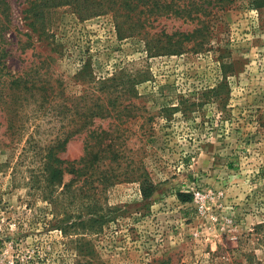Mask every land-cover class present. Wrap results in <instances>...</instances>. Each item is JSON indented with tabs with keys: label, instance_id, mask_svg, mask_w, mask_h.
I'll use <instances>...</instances> for the list:
<instances>
[{
	"label": "rangeland",
	"instance_id": "obj_1",
	"mask_svg": "<svg viewBox=\"0 0 264 264\" xmlns=\"http://www.w3.org/2000/svg\"><path fill=\"white\" fill-rule=\"evenodd\" d=\"M6 1L2 79L44 84L35 94L59 104L103 98L102 79L134 74L122 98L136 117H95L91 128L122 132L117 143L135 151L157 190L146 199L139 181H125L89 198L83 179L64 188L70 174L49 185L42 162L62 116L26 103L14 133L0 105V264H264V0H199L204 21L162 16L134 35L106 8ZM87 134L58 155L79 160ZM97 198L102 231L77 224L65 234L60 227L90 218ZM81 232L87 255L74 241Z\"/></svg>",
	"mask_w": 264,
	"mask_h": 264
},
{
	"label": "trees",
	"instance_id": "obj_2",
	"mask_svg": "<svg viewBox=\"0 0 264 264\" xmlns=\"http://www.w3.org/2000/svg\"><path fill=\"white\" fill-rule=\"evenodd\" d=\"M39 1V0H37ZM36 1V2H37ZM41 4L59 5L61 3L72 5L78 12L91 8L93 13H97L102 9L112 11L115 14L119 29L125 28L130 31V35L142 34L141 29L150 25L152 20L162 16H177L184 19H194L200 16L197 13H205L204 2L199 0H100L92 2L89 0H40ZM226 1V0H225ZM232 1V0H231ZM36 3H34L35 5ZM95 4V5H94ZM0 11L6 19L8 17V3L6 0H0ZM196 13V14H195ZM201 21H204L201 17ZM201 29H196L199 32ZM5 31V25L0 24V41ZM195 31V30H194ZM148 47L155 48V40L149 36L148 32L144 34ZM194 33H181L179 38L191 40ZM172 41L173 35L168 36ZM160 50H166V46L160 45ZM4 52V50H3ZM1 56V55H0ZM4 67V62H0ZM1 72V70H0ZM0 73V105L8 117L10 127L16 133L20 131V127L13 124L14 117L18 116L26 103L34 104L36 111L45 109L58 110V115L62 116V130L52 140L47 152L44 156L42 165L45 181L50 184H61L65 174L72 177L69 182L64 184V188L71 190L75 180L83 179L80 187L81 193L91 198L89 191L98 187L102 192H106L111 187L125 181H139L141 192L144 198L152 197L156 190L157 184L151 178L146 166L137 159L135 151L129 156L128 148L125 144L117 143L116 136L120 131L109 129L91 128L93 119L99 117L102 119L115 117L118 120L126 121L135 118L131 102L125 103V95L128 91H133L132 85L136 79L134 74H114L112 77L102 79L100 81L101 88L106 91L105 97L92 96L70 98L65 96L61 103H54V98L47 95L38 97L34 89L46 88L44 84L38 86L33 81H28L22 75L12 76V78L2 79ZM134 76V77H133ZM49 86L47 87V89ZM113 92L116 95L113 96ZM9 113L12 115H9ZM124 130V129H122ZM80 132H87L85 142V153L79 160H66L58 155V151L64 150L69 140ZM96 183V184H95ZM97 185V186H95ZM185 199V198H183ZM100 198L97 201H91L86 208L92 212L90 218L83 219L78 223L71 222L62 226L65 234H69L70 228H74L77 224L81 229L87 228L94 232L102 231L107 221V216L102 210ZM59 222V221H58ZM62 223V219L59 224ZM76 231V230H74ZM77 233V232H76ZM83 233V234H82ZM80 252L87 255V251L91 252V241L85 238L84 232L74 239ZM93 253V250H92ZM82 255V253H80ZM77 264H83L78 260Z\"/></svg>",
	"mask_w": 264,
	"mask_h": 264
}]
</instances>
